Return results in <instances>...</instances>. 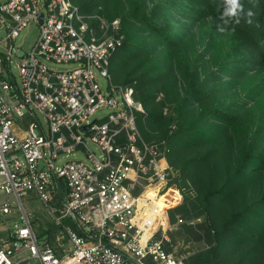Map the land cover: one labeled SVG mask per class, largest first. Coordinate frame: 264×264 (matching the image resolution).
I'll use <instances>...</instances> for the list:
<instances>
[{"label":"built area","instance_id":"1","mask_svg":"<svg viewBox=\"0 0 264 264\" xmlns=\"http://www.w3.org/2000/svg\"><path fill=\"white\" fill-rule=\"evenodd\" d=\"M30 22L39 33L15 75L8 43ZM0 29V264H184L198 250L174 239L185 221L168 215L181 201L168 143L142 135L145 110L114 73L120 19L72 0H0ZM101 107L112 111L90 120ZM75 151L85 160L59 164ZM25 198L59 227L56 246L38 237Z\"/></svg>","mask_w":264,"mask_h":264},{"label":"trees","instance_id":"2","mask_svg":"<svg viewBox=\"0 0 264 264\" xmlns=\"http://www.w3.org/2000/svg\"><path fill=\"white\" fill-rule=\"evenodd\" d=\"M72 1L120 19L115 76L145 110L142 135L168 143L176 236L204 242L184 264H264V0H240L236 17L225 0ZM33 224L56 246L58 226Z\"/></svg>","mask_w":264,"mask_h":264},{"label":"rangeland","instance_id":"3","mask_svg":"<svg viewBox=\"0 0 264 264\" xmlns=\"http://www.w3.org/2000/svg\"><path fill=\"white\" fill-rule=\"evenodd\" d=\"M147 4L150 3V1L152 0H145ZM153 1H159V0H153ZM39 33V28L38 25L35 22H30L28 23L22 30L19 31L18 35L8 44L12 45L13 50H12V58H11V69L12 72L17 75V63H18V57L21 56L22 54H24V52H30L31 49L33 48V45L37 39ZM5 35L4 30L0 29V51H6L7 48L9 46L6 45V42L3 40V37ZM204 61H208V58L205 57ZM51 67L58 69V70H65L71 67V65L68 64H56V65H51ZM100 86L101 88H104L105 84H106V80L104 78H101L99 80ZM177 85L179 86L180 84L177 83ZM234 94H236L237 96H239V92H237L236 90L234 91ZM119 100H121L120 97H118ZM253 103H249L247 105V109L250 112H253ZM112 111L111 108L109 107H101L99 109H97L93 115L90 117V120L93 119H101L103 117H105L107 114H109ZM39 118L42 120L41 115H39ZM88 147L92 150H95V145L91 142L88 143ZM85 160V156H84V152L82 151H75L73 153H68L66 155H63L60 157V162L59 164L65 162V161H71V160ZM24 206L25 209L30 211V216L32 218L33 221H38L40 223H43L46 225L47 222H49V217L48 214L45 210V208L43 207L42 203L38 200H28V199H24ZM1 220V219H0ZM5 221H0V231L5 227ZM10 223V222H9ZM177 232V231H176ZM176 232L174 234V239L178 242H182L178 236H176ZM188 246V250H199L204 246V242L203 241H195V240H191L189 241L187 244ZM183 246V245H182ZM180 245V247H178L179 249H185L187 248V246L182 247Z\"/></svg>","mask_w":264,"mask_h":264},{"label":"clouds","instance_id":"4","mask_svg":"<svg viewBox=\"0 0 264 264\" xmlns=\"http://www.w3.org/2000/svg\"><path fill=\"white\" fill-rule=\"evenodd\" d=\"M225 4L226 17H236L243 9V5L241 4L240 0H225Z\"/></svg>","mask_w":264,"mask_h":264},{"label":"water","instance_id":"5","mask_svg":"<svg viewBox=\"0 0 264 264\" xmlns=\"http://www.w3.org/2000/svg\"><path fill=\"white\" fill-rule=\"evenodd\" d=\"M86 127H87V125L83 126V128H86Z\"/></svg>","mask_w":264,"mask_h":264}]
</instances>
